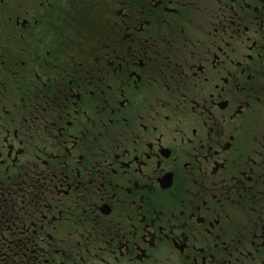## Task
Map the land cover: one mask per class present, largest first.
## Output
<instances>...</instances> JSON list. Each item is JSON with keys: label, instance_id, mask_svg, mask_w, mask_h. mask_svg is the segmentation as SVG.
<instances>
[{"label": "flooded vegetation", "instance_id": "1", "mask_svg": "<svg viewBox=\"0 0 264 264\" xmlns=\"http://www.w3.org/2000/svg\"><path fill=\"white\" fill-rule=\"evenodd\" d=\"M0 264H264V0H0Z\"/></svg>", "mask_w": 264, "mask_h": 264}]
</instances>
